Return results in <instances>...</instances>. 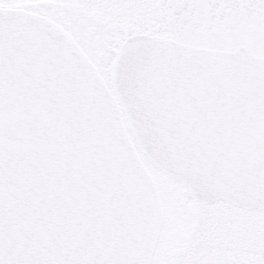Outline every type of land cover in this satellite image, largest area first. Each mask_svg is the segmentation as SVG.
<instances>
[{"label":"snow or ice","instance_id":"6c2138e0","mask_svg":"<svg viewBox=\"0 0 264 264\" xmlns=\"http://www.w3.org/2000/svg\"><path fill=\"white\" fill-rule=\"evenodd\" d=\"M0 264H264V0H0Z\"/></svg>","mask_w":264,"mask_h":264}]
</instances>
